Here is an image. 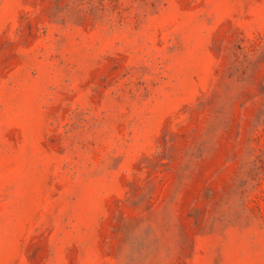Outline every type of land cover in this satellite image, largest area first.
I'll list each match as a JSON object with an SVG mask.
<instances>
[{
	"label": "rangeland",
	"instance_id": "374dc122",
	"mask_svg": "<svg viewBox=\"0 0 264 264\" xmlns=\"http://www.w3.org/2000/svg\"><path fill=\"white\" fill-rule=\"evenodd\" d=\"M0 264H264V0H0Z\"/></svg>",
	"mask_w": 264,
	"mask_h": 264
}]
</instances>
